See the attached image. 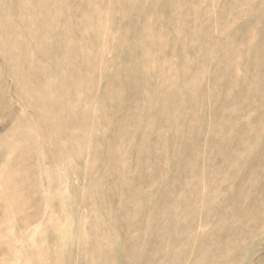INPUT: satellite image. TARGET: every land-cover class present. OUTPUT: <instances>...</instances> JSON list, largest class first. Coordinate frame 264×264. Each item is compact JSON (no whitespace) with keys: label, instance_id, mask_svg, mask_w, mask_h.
Here are the masks:
<instances>
[{"label":"rangeland","instance_id":"1","mask_svg":"<svg viewBox=\"0 0 264 264\" xmlns=\"http://www.w3.org/2000/svg\"><path fill=\"white\" fill-rule=\"evenodd\" d=\"M0 264H264V0H0Z\"/></svg>","mask_w":264,"mask_h":264},{"label":"bare ground","instance_id":"2","mask_svg":"<svg viewBox=\"0 0 264 264\" xmlns=\"http://www.w3.org/2000/svg\"><path fill=\"white\" fill-rule=\"evenodd\" d=\"M52 86V85H51Z\"/></svg>","mask_w":264,"mask_h":264}]
</instances>
